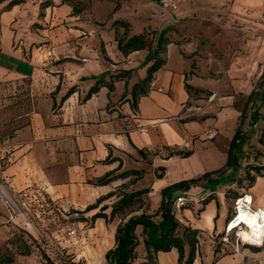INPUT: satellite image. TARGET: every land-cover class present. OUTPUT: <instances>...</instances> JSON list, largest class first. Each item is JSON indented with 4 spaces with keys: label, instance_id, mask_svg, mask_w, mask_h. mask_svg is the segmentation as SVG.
<instances>
[{
    "label": "crops",
    "instance_id": "0c3cea01",
    "mask_svg": "<svg viewBox=\"0 0 264 264\" xmlns=\"http://www.w3.org/2000/svg\"><path fill=\"white\" fill-rule=\"evenodd\" d=\"M218 3L221 26L218 33L220 37H229L225 49L231 45L239 49L251 48L253 53L247 77L253 73H264V36L260 41L252 40L249 46L248 42L240 40L235 27H244L248 21L257 25H249L250 28L261 31L259 27H264V24H260L259 19L264 16V0H218ZM46 8L45 17L41 20L47 28L41 31V40L46 43L40 44L27 40L33 34L30 28L37 19L40 3L35 5L32 0H24L9 10L0 8V178L5 179L0 204L8 205L9 197L18 199L27 191L84 210L127 181L119 179L104 186L92 183L118 168L119 160L122 161L120 171L146 168V160L140 150L151 152L158 149L159 154L152 158L153 166L163 165L169 172L168 163L178 156L163 159L166 157L162 151L164 147L192 150L193 154L186 159L194 157L195 142L199 141L194 139L197 136L202 139L210 127L204 130L193 126L194 130H190L188 127L193 123L182 120L185 110L192 108H186L193 90H188L186 84L193 88L202 86L196 85L201 81L198 75L193 74L189 78L195 62L189 63L181 53V47L175 43L168 46L167 64L155 74L149 94L140 99L138 111L132 110L129 101L122 100L132 79L128 85L125 81L117 82L113 91L102 87L91 99L83 101L101 76L109 80L111 74L129 69L139 75V66L147 53L138 51L125 57L119 51L115 29L109 24L112 13L99 19L93 7L92 14L86 10L74 14L67 3ZM209 9L205 14L217 16L214 3H209ZM211 18L214 21L213 16ZM212 27L206 30L211 38L217 32ZM52 49L55 50L54 55ZM234 65L235 61L229 70ZM145 76L146 72L140 78ZM73 87L75 92L61 102ZM237 90L238 87L232 86L233 92L238 93ZM109 157L117 160L106 163ZM214 170L217 169L201 166L198 171H193L195 174L190 178ZM146 176L134 185L135 189L144 188L142 182ZM163 181L164 177L156 179L154 188ZM235 185H227V189H234ZM199 191L204 189H190L194 194ZM207 192L202 198L192 196L193 209H212L210 205L203 207L198 203L199 199L215 193ZM247 194L252 196L254 209L264 210V176L256 177ZM218 195L219 213L207 230L193 227L187 216L177 215L183 224L199 230L194 264H264L261 228L251 226L243 233L246 239L262 243L243 241L242 254L225 248L220 239V250H217L215 244L219 232L224 230L229 218L225 208L226 197L223 193ZM198 214L199 217L203 215ZM113 222L116 230L118 218ZM97 224L102 228L105 220L98 219ZM202 236L206 238L204 245ZM178 259L179 254L173 249L159 253L157 264H179Z\"/></svg>",
    "mask_w": 264,
    "mask_h": 264
},
{
    "label": "rangeland",
    "instance_id": "374dc122",
    "mask_svg": "<svg viewBox=\"0 0 264 264\" xmlns=\"http://www.w3.org/2000/svg\"><path fill=\"white\" fill-rule=\"evenodd\" d=\"M9 1L0 4V8L5 9ZM32 1L35 5L40 3L37 19L30 28L33 34L27 37V40L33 44L46 43L41 40V31L47 29L41 21L47 12V8L41 7L43 4H47L49 8L67 3L72 8L77 6L89 14H92L93 7L95 15L99 19L112 13L109 24L117 19H127L130 23V35L143 31L152 34L170 28L168 36L172 43L181 47L180 51L189 60V63L195 62L189 78L193 74L198 75L201 81L198 84L196 82V85L202 86L196 87L190 92L191 99L186 103V108H192L185 110L186 113L182 120H196L190 121L193 123L192 127H188L190 130H194V127L204 130L210 127V131L202 139L198 136L194 139L199 140L195 142L194 157L186 159L178 156L172 163H168L169 172L166 170L162 173L164 181L155 187L156 189L154 181L157 178L153 172V166L151 163L145 162L148 174L142 184L144 188H153L152 192L146 196L147 205L149 209L155 210L161 202L160 190L163 186L190 179L195 174L193 171H198L201 166L204 169H219L225 166L229 155V143L235 129L241 124V115L244 114L242 128L248 140L243 149L244 157L241 160V169L236 174L235 188L227 189V185L219 186L218 190L211 195L214 199L207 204V206H212V209L195 210L191 206L192 196L202 198L208 193L207 190L199 191L197 194L190 190L176 194V197L186 198L185 205L182 209L177 210L176 214L180 217L187 216L193 223V227L200 226L207 230V227L214 222V217L219 213L216 199L219 197V193H223L226 197L225 208L227 217H229L234 210L235 195L251 191V183H248L245 177L246 170L251 164H261L264 154V104L255 98L246 106L249 91L259 92L264 87V73H253L247 77V72L250 70L248 63H250L253 53L251 48L239 49L231 45L230 48L225 49V43L229 42V37H227L228 39L225 38L226 36L220 37L218 33L221 29L218 0ZM168 1L170 4L167 5ZM209 3H214L216 6L217 16L212 15L214 21H212V16L205 14L210 11ZM117 4H120V8L115 11ZM262 12L264 13V11ZM259 21L263 25L264 16H261ZM213 22L217 23L213 24ZM249 25L257 26L247 21L244 23V27H235L236 31L240 33V40L248 42L250 46L252 40L260 41L264 36V31H262L264 27L260 26L261 31H258L257 29L253 30ZM209 26H213L214 28H212L217 30L213 38L206 33ZM119 29L121 33L124 32L123 28ZM26 36H28V32H26ZM54 52L55 50L52 49L53 55ZM166 56L168 58V53ZM174 56L175 52L172 56L173 63L176 62ZM234 61L236 65L229 70V66ZM147 68L148 65L142 66L139 75L137 72L132 75L130 88L140 76H143ZM235 78L237 79L232 82ZM232 86L238 87L237 92H239H233ZM256 110L261 118L257 124H253L251 115ZM204 117L206 118L203 119ZM175 149L176 147L170 148V150L163 148L162 151L167 156L171 150ZM158 151L151 155H158ZM229 172L230 170L226 174ZM175 175H180L182 179ZM203 200H198L201 206H203ZM9 202L8 205L0 204V264H108L105 254L115 246L116 230L113 225V223L116 224L115 222H105L101 228L97 221L93 223L90 219H86L90 217L91 213L83 215L82 210L72 207L69 203L62 204L59 200H52L37 192L26 191L23 193V197H18V199L9 197ZM198 212L203 215L199 217ZM122 219L125 218L120 217L118 222L120 223ZM219 233L221 238L223 230ZM201 238L204 245L206 238L204 236ZM235 238L233 235V239ZM244 240L252 244H261L252 242L245 237ZM220 245L217 239V244H215L217 250H220Z\"/></svg>",
    "mask_w": 264,
    "mask_h": 264
},
{
    "label": "trees",
    "instance_id": "16d2710c",
    "mask_svg": "<svg viewBox=\"0 0 264 264\" xmlns=\"http://www.w3.org/2000/svg\"><path fill=\"white\" fill-rule=\"evenodd\" d=\"M6 1L0 0V4ZM23 2L24 0H10L5 10H9ZM41 7L46 8L47 4H43ZM119 8L120 4H117L115 11ZM73 12L74 14H78L82 10L77 6H73ZM111 27L115 29V40L118 49L125 57L138 51H146L147 53L144 62L139 66L148 65L146 76L137 79L122 97L123 101L130 102L132 110L136 112L139 108L140 99L149 94L155 74L167 64L166 54L168 46L172 44L168 36L170 28H165L152 34H150L151 32L143 31L130 35V23L122 19L114 20ZM119 28H123L124 32L121 33ZM133 74V70L129 69L111 74L109 80H105L106 76L99 77L83 98V101L91 99L102 87H107L110 91H113L115 84L119 81H125L126 85H128L129 80L133 78ZM186 87L188 90L194 89L189 84H186ZM74 92L75 88L73 87L65 94L61 102L68 99ZM127 95H129V98L126 99ZM255 98L259 99L261 104H264V87L259 92L253 90L249 94L246 106L253 102ZM260 118L258 110L251 115L253 124H257ZM243 120L244 114L241 115V124L235 129L233 138L229 143V155L225 166L163 187L160 190L161 202L155 210L148 208L146 199V196L152 192L153 188H134V185L148 173L147 168L120 171L122 161L118 159L120 161L118 168L92 182L97 186H104L119 179L127 180L115 191L101 196L95 203L88 205L81 211L83 215L91 213L90 217L86 219H90L93 223L98 219H104L106 223H110L116 218H125L121 220L116 229L115 246L105 254L108 264H157L159 253L170 252L173 249H176L179 254V264H194L198 252L199 230L183 224L178 219L176 201L180 196L176 197V194L186 192L193 187H202L204 190L216 192L221 185L225 186L237 182L236 174L241 169V160L244 157L243 149L248 140L246 134L243 132ZM186 121H194V119L184 120V122ZM164 148L170 150V147ZM157 151L158 149L151 152L140 150V154L144 160L153 166L152 158L157 155L152 156L151 153ZM192 154V150L175 149L171 150L163 159L167 160L173 156L188 158ZM116 160L117 158L109 157L106 163H113ZM166 170V167L163 165L153 166V172L159 180L163 179L164 175L162 173L166 172ZM228 170L230 172L226 174ZM245 173L247 182L251 183L252 186L257 176H263L264 168L260 163L251 164ZM239 196L236 194L235 198ZM213 199L211 195L205 198L203 200V207ZM217 239H220V236Z\"/></svg>",
    "mask_w": 264,
    "mask_h": 264
},
{
    "label": "built area",
    "instance_id": "2783aa9c",
    "mask_svg": "<svg viewBox=\"0 0 264 264\" xmlns=\"http://www.w3.org/2000/svg\"><path fill=\"white\" fill-rule=\"evenodd\" d=\"M169 1L167 2V5L170 4ZM261 166H263L264 168V154L261 158ZM4 185L5 179L2 177L0 178V192ZM185 203V197H178L176 201V209H182ZM252 205V196L247 193H243L238 198H236L233 213L230 219L225 223L224 230L220 238L221 243L225 247L230 248L233 252L237 254H242L241 243L245 241L243 233L246 232L250 227L248 224V220H253L255 216L257 217V220L261 225V241L263 242L264 239V210L254 209ZM233 235H235V239H233Z\"/></svg>",
    "mask_w": 264,
    "mask_h": 264
},
{
    "label": "bare ground",
    "instance_id": "6f19581e",
    "mask_svg": "<svg viewBox=\"0 0 264 264\" xmlns=\"http://www.w3.org/2000/svg\"><path fill=\"white\" fill-rule=\"evenodd\" d=\"M242 213H244V212H242ZM242 215H244V214H242ZM248 224L250 227L252 226V227L261 228V225H260L259 221L257 220L256 216L254 217L253 220H248Z\"/></svg>",
    "mask_w": 264,
    "mask_h": 264
}]
</instances>
